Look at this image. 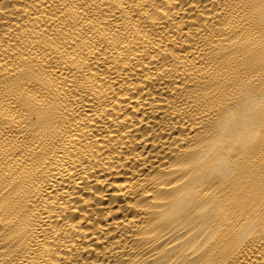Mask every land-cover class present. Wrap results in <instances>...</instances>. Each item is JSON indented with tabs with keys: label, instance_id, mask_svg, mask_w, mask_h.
<instances>
[{
	"label": "bare ground",
	"instance_id": "obj_1",
	"mask_svg": "<svg viewBox=\"0 0 264 264\" xmlns=\"http://www.w3.org/2000/svg\"><path fill=\"white\" fill-rule=\"evenodd\" d=\"M0 264H264V0H0Z\"/></svg>",
	"mask_w": 264,
	"mask_h": 264
}]
</instances>
